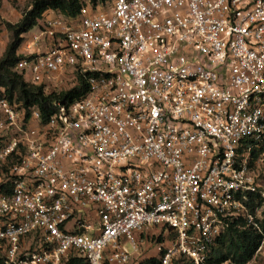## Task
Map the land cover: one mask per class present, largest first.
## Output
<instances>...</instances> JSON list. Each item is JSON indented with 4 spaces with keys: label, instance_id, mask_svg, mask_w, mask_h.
Listing matches in <instances>:
<instances>
[{
    "label": "built area",
    "instance_id": "obj_1",
    "mask_svg": "<svg viewBox=\"0 0 264 264\" xmlns=\"http://www.w3.org/2000/svg\"><path fill=\"white\" fill-rule=\"evenodd\" d=\"M79 3L42 14L16 69L87 93L42 123L0 87V160L20 159L0 181V264H141L154 227L173 235L160 264H209L229 222L258 225L248 194L264 200V0Z\"/></svg>",
    "mask_w": 264,
    "mask_h": 264
},
{
    "label": "trees",
    "instance_id": "obj_2",
    "mask_svg": "<svg viewBox=\"0 0 264 264\" xmlns=\"http://www.w3.org/2000/svg\"><path fill=\"white\" fill-rule=\"evenodd\" d=\"M50 8L60 9L63 12L76 15L80 8L79 0H32L31 6L24 13L23 17L16 24L8 23V29L11 31V39L0 57V87L6 91L7 97L11 102L19 104V108L26 111V118L29 119L33 110H39L42 123H47L50 117L57 111L56 102L67 103L76 98L84 96L88 91L86 78L80 76V85L64 91L46 92L44 86L29 82L25 76L17 69L18 61L23 57L18 52L24 35L29 32L36 24L42 14ZM4 145L1 140L0 146ZM21 153H25V148L21 146ZM8 159H14L9 169L20 162L16 156H10ZM7 159V160H8ZM9 185V184H8ZM11 187H4L0 183V191ZM247 201L249 211L254 215V225L244 216H239L234 221L229 222L221 235L210 246L207 253L209 264H220L230 260L234 264H249L255 257L259 247L264 241V210L262 216H257V209L261 207L264 200L260 193H249ZM1 262V258H0ZM73 262L71 264H79ZM141 264H160V259L156 257L144 258ZM173 264H191L186 258H179Z\"/></svg>",
    "mask_w": 264,
    "mask_h": 264
},
{
    "label": "rangeland",
    "instance_id": "obj_3",
    "mask_svg": "<svg viewBox=\"0 0 264 264\" xmlns=\"http://www.w3.org/2000/svg\"><path fill=\"white\" fill-rule=\"evenodd\" d=\"M32 0H0V57L3 55L11 39V31L8 29V23L16 24L21 20L26 10L31 6ZM39 25H35L31 32H38ZM13 134L0 131V142H9ZM14 159L0 160V181L9 173L5 169L10 168ZM143 238L142 248L146 258L156 257L160 259L164 245L170 242L173 235L164 233V228L154 227L145 233H138ZM141 240V239H140ZM163 245V246H162ZM160 246L162 249H160ZM249 264H264V241L259 247L255 257Z\"/></svg>",
    "mask_w": 264,
    "mask_h": 264
},
{
    "label": "crops",
    "instance_id": "obj_4",
    "mask_svg": "<svg viewBox=\"0 0 264 264\" xmlns=\"http://www.w3.org/2000/svg\"><path fill=\"white\" fill-rule=\"evenodd\" d=\"M28 34H30V31L26 35H28Z\"/></svg>",
    "mask_w": 264,
    "mask_h": 264
}]
</instances>
